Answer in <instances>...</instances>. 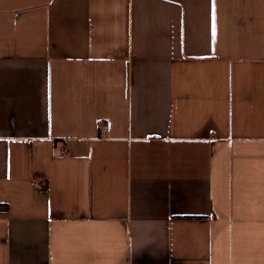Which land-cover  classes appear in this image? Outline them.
<instances>
[{
  "label": "crops",
  "instance_id": "1",
  "mask_svg": "<svg viewBox=\"0 0 264 264\" xmlns=\"http://www.w3.org/2000/svg\"><path fill=\"white\" fill-rule=\"evenodd\" d=\"M0 264H264V0H0Z\"/></svg>",
  "mask_w": 264,
  "mask_h": 264
}]
</instances>
